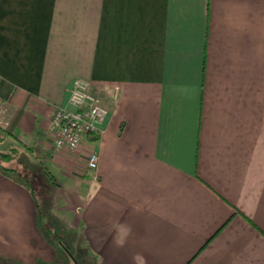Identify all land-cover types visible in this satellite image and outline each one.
Wrapping results in <instances>:
<instances>
[{"label":"crops","instance_id":"1","mask_svg":"<svg viewBox=\"0 0 264 264\" xmlns=\"http://www.w3.org/2000/svg\"><path fill=\"white\" fill-rule=\"evenodd\" d=\"M78 79L107 114L56 150ZM260 93L264 0H0L1 127L52 177L41 204L77 264H264ZM36 216L0 173L1 257L56 260Z\"/></svg>","mask_w":264,"mask_h":264},{"label":"built area","instance_id":"2","mask_svg":"<svg viewBox=\"0 0 264 264\" xmlns=\"http://www.w3.org/2000/svg\"><path fill=\"white\" fill-rule=\"evenodd\" d=\"M88 83L78 79L73 83L69 96V109L59 108L53 113L49 132L56 150L76 151L87 135L98 131L107 114L99 99L90 95ZM99 154L92 151L88 169L97 171Z\"/></svg>","mask_w":264,"mask_h":264},{"label":"trees","instance_id":"3","mask_svg":"<svg viewBox=\"0 0 264 264\" xmlns=\"http://www.w3.org/2000/svg\"><path fill=\"white\" fill-rule=\"evenodd\" d=\"M8 141H11L12 143L9 145V147L7 149V147H5V145L7 144ZM20 146L23 147L25 150H27L28 153H30L32 151V149H30L29 147L20 143V141H18L16 136L9 133L8 131H5L2 127H0V173L10 172V173H13L17 176V178L20 180V182L16 179H15V181H18L22 186H24V188H26L28 190V192L30 193V195L32 196V198L34 200V203L36 205V210H37V216H36L37 226L40 229V231L43 233L44 238H46L48 240V242L51 243L50 238L47 237L48 235L58 237L57 245L53 243L54 247H57L56 252H58V249L60 251L62 249L65 250V252L72 259V262H75L73 257H72V254L70 252L69 247L64 243V241L62 240L61 237L53 234L51 231V228L48 224V220H47L45 211L42 209V205L38 201L36 191L32 187V181H31L32 178L29 177L30 175L33 176L36 173L34 172V170L30 169L28 166H26V165L23 166V164H21L22 161L19 160V154H20L19 147ZM1 147H3V149H1ZM14 162H16L17 164L22 166V167H20V172L18 169L14 168V165H15ZM45 175L47 176L48 181L50 183H53V179L46 169H45ZM11 263L21 264V263L14 261V260L6 259V258H0V264H11ZM36 264H45V263L38 260ZM73 264H77V263L75 262Z\"/></svg>","mask_w":264,"mask_h":264},{"label":"rangeland","instance_id":"4","mask_svg":"<svg viewBox=\"0 0 264 264\" xmlns=\"http://www.w3.org/2000/svg\"><path fill=\"white\" fill-rule=\"evenodd\" d=\"M260 94H264V93H260ZM6 109H7V112L5 114V110ZM10 114L11 113H10L9 109L5 106V103L0 101V127L1 126H4L6 117H7V115L9 116ZM1 118H2V120H1ZM11 143H12L11 141H8L7 144L5 145V147H7V149H8V147H9V145ZM30 144H32V143H27L26 142V145L27 146H31ZM1 149H3V147H1ZM19 151H20L19 160L22 161L21 164H23V166L24 165L28 166L30 169L34 170V172L36 173L33 176L30 175L29 177L32 178V180H31L32 181V187L36 191L38 201L41 203L42 202L41 192L43 190V187L42 186L49 182L47 176L45 175V169L42 166H39V165L37 166L36 164H33L34 165L33 166L32 163H35V160H34L35 158L29 156L28 151L25 150L23 147L20 146L19 147ZM30 159H32V160H30ZM14 163H15L14 168L18 169L19 172H20V167H22V166H20L16 162H14ZM1 174H3L4 176H6L8 178L13 179V180L16 179V180H18L20 182V180L17 178V176L15 174H13V173H10V172L5 173V172H3ZM22 187L24 188V186H22ZM12 196L14 198L17 197L15 195H12ZM41 205H42V209L44 211L47 210V206L45 204L42 203ZM46 212L47 211H45V214H46ZM51 231H52L53 234H55V232L52 229H51ZM47 237L50 238L52 244L54 243V244L57 245L58 237L51 236V235H48ZM54 244H53V246H54ZM56 248L57 247H53L54 253H55V259H56L54 262H52V261L51 262H48V261H42V260H40V261H42L45 264H73L72 259L65 252V250L62 249L60 251L58 249V252H56ZM0 258H4V257H1L0 256ZM96 260H97V257H96ZM36 263H37V261H36ZM36 263H34V264H36ZM11 264H17V263H11ZM21 264H23V263H21Z\"/></svg>","mask_w":264,"mask_h":264},{"label":"clouds","instance_id":"5","mask_svg":"<svg viewBox=\"0 0 264 264\" xmlns=\"http://www.w3.org/2000/svg\"><path fill=\"white\" fill-rule=\"evenodd\" d=\"M116 232L117 235L114 237V244L118 247H123L125 244V239L120 235V233H124L125 235L131 232L130 227L124 226V225H119L116 226ZM143 258L141 257V260Z\"/></svg>","mask_w":264,"mask_h":264}]
</instances>
